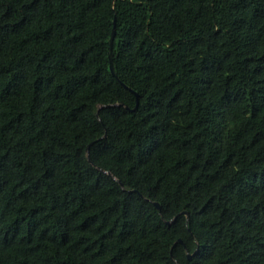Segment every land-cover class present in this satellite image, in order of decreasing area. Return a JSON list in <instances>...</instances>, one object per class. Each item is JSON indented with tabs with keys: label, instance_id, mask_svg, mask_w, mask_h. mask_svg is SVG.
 <instances>
[{
	"label": "trees",
	"instance_id": "obj_1",
	"mask_svg": "<svg viewBox=\"0 0 264 264\" xmlns=\"http://www.w3.org/2000/svg\"><path fill=\"white\" fill-rule=\"evenodd\" d=\"M0 264H264V0H0Z\"/></svg>",
	"mask_w": 264,
	"mask_h": 264
},
{
	"label": "water",
	"instance_id": "obj_2",
	"mask_svg": "<svg viewBox=\"0 0 264 264\" xmlns=\"http://www.w3.org/2000/svg\"><path fill=\"white\" fill-rule=\"evenodd\" d=\"M114 31V30H113ZM112 40H113V34H112V36H111V38H110V51H111V46H112ZM109 69H110V72H111V74L112 75H114V76H116V74H115V71H114V66H113V62H112V58H111V53L109 54ZM130 91H132V90H130ZM133 92V91H132ZM134 93V92H133ZM135 94V96H136V98H137V94L136 93H134ZM137 107V103H136V106L134 107V109ZM133 109V110H134ZM88 147L89 146H87V149H88ZM122 185V184H121ZM154 205L157 207V208H159V205H158V203H154ZM179 242H180V240H178ZM187 256L188 257H190V254H187Z\"/></svg>",
	"mask_w": 264,
	"mask_h": 264
}]
</instances>
